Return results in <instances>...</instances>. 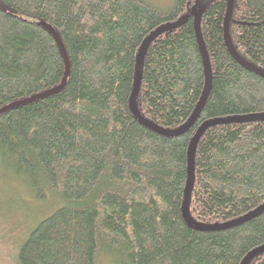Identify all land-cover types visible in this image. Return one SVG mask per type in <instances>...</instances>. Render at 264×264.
Here are the masks:
<instances>
[{
  "label": "trees",
  "instance_id": "1",
  "mask_svg": "<svg viewBox=\"0 0 264 264\" xmlns=\"http://www.w3.org/2000/svg\"><path fill=\"white\" fill-rule=\"evenodd\" d=\"M170 4V0L167 7ZM226 0H0V109L59 86L56 94L0 113V172L35 200L60 203L21 241L17 264H240L264 246V212L216 231L182 215L188 150L205 122L264 114V76L240 65L224 41ZM148 46L136 97L140 117L182 127L204 89L198 27L211 83L194 124L169 136L129 107L137 55ZM235 53L264 72V0H233ZM264 204V120L205 129L194 150L189 217L203 226ZM248 264H264V251Z\"/></svg>",
  "mask_w": 264,
  "mask_h": 264
},
{
  "label": "water",
  "instance_id": "2",
  "mask_svg": "<svg viewBox=\"0 0 264 264\" xmlns=\"http://www.w3.org/2000/svg\"><path fill=\"white\" fill-rule=\"evenodd\" d=\"M226 2H227V13H226L225 21H224V41H225V45H226L228 51L230 52V54L233 56V58L240 65H242L243 67H245V68L261 75V76H264L263 71L249 65L248 63L243 61L235 53V51L231 45V42L229 39V34H228V25H229V21H230L231 12H232L233 0H226ZM182 22H183V18L180 19L179 21H177L176 23L164 25V26L156 29L155 31H153L144 40L143 44L141 45V47L139 49L138 55H137L136 64H135L134 84H133V89H132L131 96L129 99L130 110H131L133 116L135 118H137L141 122V124H143L146 128H148L150 130H153V131L158 132L160 134L169 135V136H177V135L183 134L194 124V122L198 118V115L200 114V112H201V110H202V108L206 102V99H207V96H208V93L210 90L211 76H210L209 62H208V57L206 54V50L204 48V44L202 42V38L200 36V32L198 30V27L195 28V32H196V38L198 41L199 50H200L201 57H202V63H203L204 74H205V84H204V89H203L201 98H200L194 112L192 113V115L188 119V121L182 127L178 128L176 130H172V131L162 130V129L148 123L146 120H144L140 117V115L137 111V108H136V97L138 94L139 85H140V81H141L142 62H143V58H144V55L146 53L148 46L151 44V42L154 40V38L159 35V33H161L162 31L168 30L170 28H174L176 26H179ZM45 27L50 32L53 39L55 40V43L59 49V52H60L61 57H62L63 62H64V75H63L61 84L55 88L50 89V90L44 91V92L39 93L37 95H33L26 100L11 103L6 107L1 108L0 113L6 112L7 110L16 108V107L23 105V104L33 102L37 99H41V98L47 97L49 95L56 94L58 91H60L64 87V84L67 80L68 73H69L68 59L66 57V54H65V51H64V48H63V45H62V42H61L59 36L55 33V31L50 26L45 25ZM255 120H264V114L263 115H257V116L241 117V118L240 117H230V118L210 120V121L203 123L197 129L196 133L194 134V136L191 140L189 150H188V164H187L188 177H187V182H186L185 191H184V199H183V204H182L183 219H184L185 223L190 228H193V229L199 230V231L223 230V229L238 225L240 223H243V222L250 220L252 218H255L264 212V204H262L260 207H258L254 211L248 213L247 215H245V216H243L237 220H234V221L226 223V224L213 225V226H203V225L195 223L189 217V212H188V203H189L190 191H191V186H192V181H193L194 150H195V146H196L200 136L202 135L203 131L205 129H207L208 127L216 125V124L229 123V122H247V121H255ZM263 251H264V246L259 247L255 250L251 251L250 253H248L244 257V259L241 261L240 264H248L254 257L258 256Z\"/></svg>",
  "mask_w": 264,
  "mask_h": 264
},
{
  "label": "rangeland",
  "instance_id": "3",
  "mask_svg": "<svg viewBox=\"0 0 264 264\" xmlns=\"http://www.w3.org/2000/svg\"><path fill=\"white\" fill-rule=\"evenodd\" d=\"M159 10L166 9L169 0H144ZM49 195L45 201L35 200L25 185L11 175L0 172V264H17L15 256L21 241L38 221L60 205ZM97 264H112L108 255H100Z\"/></svg>",
  "mask_w": 264,
  "mask_h": 264
}]
</instances>
